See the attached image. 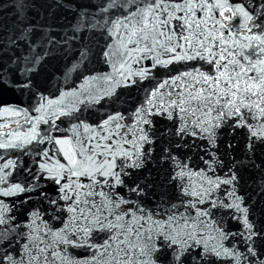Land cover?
I'll return each instance as SVG.
<instances>
[{
  "label": "snow or ice",
  "instance_id": "6c2138e0",
  "mask_svg": "<svg viewBox=\"0 0 264 264\" xmlns=\"http://www.w3.org/2000/svg\"><path fill=\"white\" fill-rule=\"evenodd\" d=\"M42 2L0 23V264H264V0Z\"/></svg>",
  "mask_w": 264,
  "mask_h": 264
},
{
  "label": "water",
  "instance_id": "95a60500",
  "mask_svg": "<svg viewBox=\"0 0 264 264\" xmlns=\"http://www.w3.org/2000/svg\"><path fill=\"white\" fill-rule=\"evenodd\" d=\"M4 2L7 5V7H0V23L11 27L12 22L15 19V9L12 6V0H4ZM35 3L37 5V8L36 10H33L31 12V15L33 17H36L38 14L42 13L44 16H47V11H48L47 6L42 2V0H35ZM57 15L60 14L58 13ZM62 64L63 62L60 60H56V59L50 60L41 69L40 75L36 77L37 82L43 85L46 78L52 76L53 71H55L57 75L52 76L51 81L47 85L50 91L55 92L58 81L60 84L63 83V78L59 76V73L63 71ZM73 76H75V74H73ZM160 78L162 79L163 77ZM70 82L71 81H69V83ZM147 84L148 82H145L144 85H141L140 90H137L135 87H133L132 89H120L119 91L122 93V98L121 101L115 105V107L121 109H127L131 111L134 107H136L139 103L143 101L144 93L142 89ZM6 99L8 102H12L14 100V97L9 95ZM20 122L23 123V120L21 119ZM15 127H16L15 124H11L7 129H0V132H7ZM222 131L226 132L227 130L225 129ZM224 139L227 140L229 139V137L225 135ZM237 139H239V137H237ZM0 154H3L5 156V159H17L18 161L20 160L18 153L13 150H9L7 152L0 150ZM192 155L194 157V162H198V160L195 157V150H193ZM257 157L264 158V146H258ZM23 160L28 163L31 162L30 157H23ZM0 163H2V161H0ZM148 168L152 169V174L154 177L159 178L158 170L156 168H154L151 164L148 166ZM144 171H147V169H145ZM159 175H162V173H160ZM255 180H256L255 184L253 183L252 180H249L247 184H245L244 188L240 190V193L245 196V198L248 200L251 206V212H252L251 218L257 221V223L260 226H264V190H261L256 186V184L259 183L258 176L255 177ZM230 226L234 229L239 227V225L236 224L235 222H230Z\"/></svg>",
  "mask_w": 264,
  "mask_h": 264
},
{
  "label": "rangeland",
  "instance_id": "374dc122",
  "mask_svg": "<svg viewBox=\"0 0 264 264\" xmlns=\"http://www.w3.org/2000/svg\"><path fill=\"white\" fill-rule=\"evenodd\" d=\"M7 128H9V126L8 127H0V129H7Z\"/></svg>",
  "mask_w": 264,
  "mask_h": 264
}]
</instances>
